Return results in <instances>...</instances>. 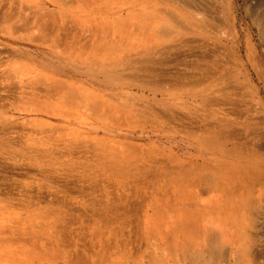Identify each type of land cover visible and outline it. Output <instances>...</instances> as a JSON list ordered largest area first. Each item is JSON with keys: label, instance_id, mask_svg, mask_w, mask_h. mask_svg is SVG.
Wrapping results in <instances>:
<instances>
[{"label": "rangeland", "instance_id": "rangeland-1", "mask_svg": "<svg viewBox=\"0 0 264 264\" xmlns=\"http://www.w3.org/2000/svg\"><path fill=\"white\" fill-rule=\"evenodd\" d=\"M159 205L245 213L264 262V0H0V264H161Z\"/></svg>", "mask_w": 264, "mask_h": 264}, {"label": "bare ground", "instance_id": "bare-ground-1", "mask_svg": "<svg viewBox=\"0 0 264 264\" xmlns=\"http://www.w3.org/2000/svg\"><path fill=\"white\" fill-rule=\"evenodd\" d=\"M129 24V22H125L120 25L122 27H127ZM139 24L149 25V22L139 20ZM77 26L81 27L82 24L78 22ZM100 28H102V26L95 25L94 31L97 32ZM108 28H110V26H108ZM92 103L94 107L95 105L97 107V102L93 101ZM113 151L116 152L115 149ZM114 159H116L117 163L123 160L122 156L117 152L116 155H114ZM201 179L202 178L198 179V177L190 179L188 182H185V184L173 188L170 191V195L174 200L177 199L179 201H186L187 196L190 194H192L191 197L193 196L196 198V196H198L196 188L198 184H201ZM203 182L206 183L211 190L212 194L209 200H211L214 205L229 201L224 197L227 187L229 188V182L226 178L223 176L216 177L214 175H209L203 179ZM154 209L158 214L155 216V219H146V223L151 224L145 229L144 235L146 239L153 238L165 245L166 256L162 255L163 258L160 259L161 264H213V259L218 256L220 257L221 251L228 249L230 245L232 252H235L234 255L240 257L237 264H264V262L260 261V258L253 257L250 245L252 235L249 233V231H252L249 230L252 228V224L244 220L245 213L234 214L233 212H229L224 215H217L216 217L205 216V214L197 210H185L183 213L181 211L177 212L172 218H169V222L164 214L166 213V208L162 209V206L159 205ZM251 234H254L253 231ZM205 255L208 258L207 261L204 260V257H206ZM245 255L248 257L247 259ZM66 260L68 264H88L82 256H76ZM102 264L112 263H107V259H105Z\"/></svg>", "mask_w": 264, "mask_h": 264}]
</instances>
